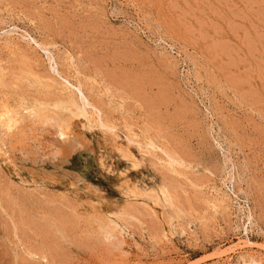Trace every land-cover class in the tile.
I'll list each match as a JSON object with an SVG mask.
<instances>
[{"label": "rangeland", "instance_id": "1", "mask_svg": "<svg viewBox=\"0 0 264 264\" xmlns=\"http://www.w3.org/2000/svg\"><path fill=\"white\" fill-rule=\"evenodd\" d=\"M5 109L0 264H264V0H0Z\"/></svg>", "mask_w": 264, "mask_h": 264}, {"label": "bare ground", "instance_id": "2", "mask_svg": "<svg viewBox=\"0 0 264 264\" xmlns=\"http://www.w3.org/2000/svg\"><path fill=\"white\" fill-rule=\"evenodd\" d=\"M15 34V33H14ZM15 37V36H14ZM20 38V37H19ZM8 43V42H7ZM40 44V43H39ZM18 47V46H17ZM47 50V49H46ZM21 51V50H20ZM23 55V54H22ZM34 70V69H33ZM36 73V72H35ZM37 74V73H36ZM61 75V74H60ZM78 75V74H77ZM47 76H49V75H47ZM79 76V75H78ZM58 79V78H57ZM83 86V85H82ZM73 88V87H72ZM85 88V87H84ZM69 89V88H68ZM71 90H73V89H71ZM75 92V91H74ZM81 92V91H80ZM87 92V91H86ZM23 93V92H22ZM52 93V92H51ZM50 93V94H51ZM54 93V92H53ZM84 93V92H83ZM34 95V94H33ZM60 96V95H59ZM38 99V98H37ZM49 99V98H48ZM56 99V98H55ZM77 100V99H76ZM44 101V100H43ZM42 101V102H43ZM47 101V100H46ZM42 102H41V104H42ZM39 103V102H38ZM56 103H57V106H56V108L55 109H57V111H55V110H53V109H51V111L53 110L54 112L52 113V115L51 116H49V114H45V113H42L41 111H40V109H37L36 108V106H35V108L32 106H27V107H25L26 109H30V118H31V114H33L34 115V117H32L33 119H36L35 118V115H39V117H37V119L36 120H38V118L39 119H41L42 117H44V118H46V117H49V119H52L55 123H56V125H58V127H59V131H60V133L61 134H64V133H68V131L70 130L69 129V127H70V117L71 116H73V115H79V114H85V112H83L84 110H83V108H81L80 106H78V104L72 99V98H66V99H64V98H62V99H59L58 101L56 100ZM93 104V103H92ZM23 105V104H22ZM37 105V104H36ZM21 106V105H20ZM93 106V105H92ZM15 107V106H14ZM40 107H42V106H40ZM39 107V108H40ZM46 108H48V109H50V108H52V107H47V106H45ZM16 108H18V107H16ZM20 109H21V107H19ZM54 108V107H53ZM13 109V108H12ZM23 109V108H22ZM43 109V108H42ZM15 110V109H14ZM44 110V109H43ZM21 111V110H20ZM23 111V110H22ZM25 111V110H24ZM42 113V114H39L40 112ZM51 111H50V114H51ZM17 112V111H16ZM16 112H14L13 110H10V109H5L4 111H1L0 112V131H2V129L4 128H7V127H9L10 125H11V123H13L14 121H16L18 118L19 119H21V118H25L26 117V115H25V117H21L22 116V114H24V112L21 114L20 113V115H19V117L18 116H16ZM26 112H29V110L28 111H25V113ZM49 113V112H48ZM17 115H18V113H17ZM80 117H81V115H79ZM84 116V115H83ZM92 116V115H91ZM100 118V117H99ZM28 119V118H27ZM22 120V119H21ZM35 120V121H36ZM97 120V119H96ZM13 121V122H12ZM19 121V120H18ZM28 121V120H27ZM47 121V120H46ZM41 122H42V120H41ZM45 122V121H44ZM48 122V121H47ZM94 123V122H93ZM97 123V122H96ZM101 124V123H100ZM22 125V124H21ZM72 125V124H71ZM109 125V124H108ZM104 126V125H103ZM18 128V127H17ZM3 129V130H4ZM13 129V128H12ZM12 129L10 130V131H12ZM57 129V128H56ZM106 129V128H105ZM107 130V129H106ZM89 131V130H88ZM128 132V131H127ZM130 132V131H129ZM59 133V132H58ZM59 133V134H60ZM128 135V134H127ZM7 137V136H6ZM10 137V136H9ZM62 137H63V135H62ZM130 137V136H129ZM133 137V136H132ZM1 138V137H0ZM4 139V138H3ZM3 144V143H2ZM130 144V143H129ZM151 145H153V143L151 142ZM150 145V146H151ZM162 151V150H161ZM127 152V151H126ZM3 153V152H2ZM6 155V154H5ZM130 156V155H129ZM167 157H169L170 158V163L173 161H176V159H173V158H171L170 156H167ZM173 157V156H172ZM99 158V157H98ZM134 160V159H133ZM163 162V161H162ZM9 163V162H8ZM166 163V162H165ZM180 165V164H179ZM125 170V169H124ZM126 171V170H125ZM118 174V173H117ZM119 176V175H118ZM163 185V184H162ZM164 186V185H163ZM129 188V187H128ZM160 188V187H159ZM138 189V188H137ZM158 189V188H157ZM172 189V188H171ZM123 190V189H122ZM129 191V190H128ZM148 192V191H147ZM124 193V192H123ZM169 193V192H168ZM156 194V193H155ZM164 196V195H163ZM211 196V195H210ZM209 196V197H210ZM135 197V196H134ZM152 197V196H151ZM171 197V196H170ZM129 198V197H128ZM168 197H166V199H167ZM229 198V197H228ZM209 199V198H208ZM222 199V198H221ZM211 199H209V201H210ZM225 201V200H224ZM160 202V201H159ZM171 202V201H170ZM169 204V203H168ZM221 204V203H220ZM215 206H216V204H215ZM162 211V210H161ZM170 211V210H169ZM172 215V214H171ZM250 216V215H249ZM170 218V217H169ZM112 220V219H111ZM172 222V221H171ZM111 224V223H110ZM112 225V224H111ZM109 227V226H108ZM104 229V228H103ZM106 229V228H105ZM113 229V228H112ZM109 231H105L107 234L109 233V234H113V232H112V230H110V229H108ZM116 231V230H115ZM117 233V232H116ZM108 237V236H107ZM260 262V261H259Z\"/></svg>", "mask_w": 264, "mask_h": 264}]
</instances>
